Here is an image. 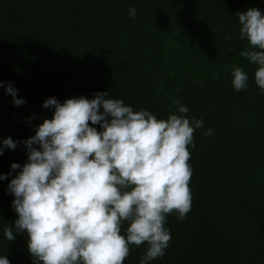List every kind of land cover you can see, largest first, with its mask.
I'll list each match as a JSON object with an SVG mask.
<instances>
[{
    "label": "trees",
    "instance_id": "trees-1",
    "mask_svg": "<svg viewBox=\"0 0 264 264\" xmlns=\"http://www.w3.org/2000/svg\"><path fill=\"white\" fill-rule=\"evenodd\" d=\"M252 7L264 12V0H0V81L26 100L14 106L0 87V144L35 135L53 115L49 97L110 91L158 119L178 99L204 121L190 148L192 206L184 220L168 216L170 246L151 264H264V92L257 66L238 55L248 42L236 16ZM234 64L249 74L246 90L232 85ZM27 159L22 143L6 149L0 175ZM14 175L0 181V255L33 264L26 233L3 235L18 218L7 192ZM145 250L133 246L124 264H139Z\"/></svg>",
    "mask_w": 264,
    "mask_h": 264
},
{
    "label": "clouds",
    "instance_id": "clouds-1",
    "mask_svg": "<svg viewBox=\"0 0 264 264\" xmlns=\"http://www.w3.org/2000/svg\"><path fill=\"white\" fill-rule=\"evenodd\" d=\"M128 15L135 19L136 7ZM236 16L239 38L248 42L238 55L257 66L255 83L264 92V12L252 7ZM231 75L236 91L249 87L243 67L232 65ZM0 87L14 106L26 103L12 82L0 81ZM92 95L63 102L49 97L43 107L53 115L35 127V135L23 141L9 136L0 144V156L21 143L27 149L25 164H11L15 175L7 192L15 197L18 218L3 235L11 242L26 233L33 264H124L133 246L145 244L139 264H151L170 246L168 216L184 220L191 210L190 148L203 119L188 117L189 107L178 99L176 111L158 119L110 91ZM0 264L11 261L0 255Z\"/></svg>",
    "mask_w": 264,
    "mask_h": 264
}]
</instances>
